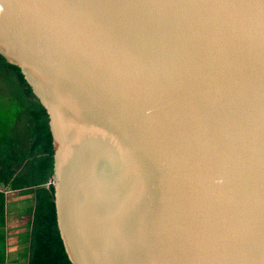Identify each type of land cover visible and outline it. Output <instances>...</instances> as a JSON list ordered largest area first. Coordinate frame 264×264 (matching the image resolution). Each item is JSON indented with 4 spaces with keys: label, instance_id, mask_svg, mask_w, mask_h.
<instances>
[{
    "label": "water",
    "instance_id": "95a60500",
    "mask_svg": "<svg viewBox=\"0 0 264 264\" xmlns=\"http://www.w3.org/2000/svg\"><path fill=\"white\" fill-rule=\"evenodd\" d=\"M0 57L71 264H264V0H0Z\"/></svg>",
    "mask_w": 264,
    "mask_h": 264
},
{
    "label": "trees",
    "instance_id": "16d2710c",
    "mask_svg": "<svg viewBox=\"0 0 264 264\" xmlns=\"http://www.w3.org/2000/svg\"><path fill=\"white\" fill-rule=\"evenodd\" d=\"M0 264H71L57 228L53 136L45 108L19 69L0 57ZM9 87V91L5 89ZM29 195L20 210L24 245L18 258L5 252L7 197L4 190Z\"/></svg>",
    "mask_w": 264,
    "mask_h": 264
},
{
    "label": "rangeland",
    "instance_id": "374dc122",
    "mask_svg": "<svg viewBox=\"0 0 264 264\" xmlns=\"http://www.w3.org/2000/svg\"><path fill=\"white\" fill-rule=\"evenodd\" d=\"M0 87L2 90L4 85L0 83ZM5 90L9 91V87ZM4 194L7 197V211L9 212L7 218H5V252L10 261V259L15 260L18 258V253L22 249L20 246L21 244H17V236L23 231L24 219L23 217H18V214L20 210L27 206V201L25 199L28 198L29 195H18L16 191H10L8 189L4 190ZM16 245H19V247Z\"/></svg>",
    "mask_w": 264,
    "mask_h": 264
},
{
    "label": "built area",
    "instance_id": "2783aa9c",
    "mask_svg": "<svg viewBox=\"0 0 264 264\" xmlns=\"http://www.w3.org/2000/svg\"><path fill=\"white\" fill-rule=\"evenodd\" d=\"M55 183V181H54V179L52 178L51 179V181L50 182H48V184H54Z\"/></svg>",
    "mask_w": 264,
    "mask_h": 264
},
{
    "label": "crops",
    "instance_id": "0c3cea01",
    "mask_svg": "<svg viewBox=\"0 0 264 264\" xmlns=\"http://www.w3.org/2000/svg\"><path fill=\"white\" fill-rule=\"evenodd\" d=\"M17 247H19V245H16ZM21 246V245H20ZM22 248H24V245L21 246ZM8 259V258H7ZM9 260V259H8ZM11 260V259H10ZM13 260V259H12Z\"/></svg>",
    "mask_w": 264,
    "mask_h": 264
}]
</instances>
